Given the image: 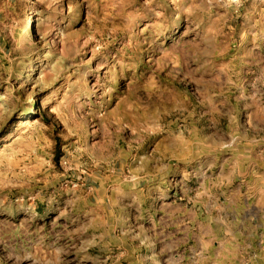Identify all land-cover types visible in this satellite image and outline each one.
Here are the masks:
<instances>
[{"label": "rangeland", "instance_id": "rangeland-1", "mask_svg": "<svg viewBox=\"0 0 264 264\" xmlns=\"http://www.w3.org/2000/svg\"><path fill=\"white\" fill-rule=\"evenodd\" d=\"M0 264H264V0H0Z\"/></svg>", "mask_w": 264, "mask_h": 264}]
</instances>
